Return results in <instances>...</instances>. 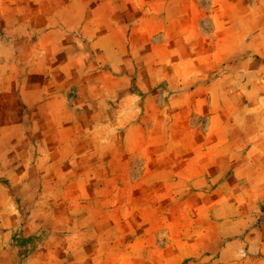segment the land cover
I'll return each mask as SVG.
<instances>
[{"label": "rangeland", "instance_id": "374dc122", "mask_svg": "<svg viewBox=\"0 0 264 264\" xmlns=\"http://www.w3.org/2000/svg\"><path fill=\"white\" fill-rule=\"evenodd\" d=\"M115 1L0 0V264L264 260V203L239 222L223 182L264 147V0H184L178 44L182 0Z\"/></svg>", "mask_w": 264, "mask_h": 264}, {"label": "crops", "instance_id": "0c3cea01", "mask_svg": "<svg viewBox=\"0 0 264 264\" xmlns=\"http://www.w3.org/2000/svg\"><path fill=\"white\" fill-rule=\"evenodd\" d=\"M129 1V0H126ZM131 1V0H130ZM191 1V3H190ZM117 2V0L115 1V3ZM183 5V15L180 18V21L178 23V25L184 27L183 31H179L178 32V38H172V40L169 42L170 44H178L180 42H185L186 39L183 40V38L185 37L183 33L180 32H184L187 29H189L190 27L194 26V29L197 30L198 26V21H190L187 18V5L185 4V1L182 0ZM190 6L189 9L191 11H195V10H201L200 7L197 5L196 2H193L192 0H189ZM170 4H164L162 6V11H167L170 6ZM107 5L104 4L102 1H99V9H103L105 8ZM159 6L158 4H155V0H152L150 4H148V10L151 9L153 12L155 11L156 7ZM244 8L245 7H249L245 4V2L243 3ZM130 7L133 8L132 5H130ZM86 9H84L85 11ZM222 10H227V11H231L234 10V5H230L226 8H222ZM100 12V17H99V21L103 24V26H107L109 27V31L108 34H103L105 33V30L103 32V30H99V32L101 33L102 31V36L100 35L98 37V41H103V43H114L115 45H117L118 43H120L121 41V29L124 28V26H127L126 24H124V22L126 23H130L132 22L131 19L128 18H119L115 21L113 26H109L108 24V15L105 13L106 11H99ZM102 12V13H101ZM131 12V11H130ZM48 16H46L47 18ZM52 18V17H50ZM53 19V18H52ZM115 19V17H114ZM151 19V18H150ZM152 21H155V18L152 17L151 19ZM157 22H159V20H157ZM163 22H165V20H163ZM163 22L160 21L161 25L163 24ZM187 23L189 24H195V25H190L187 26ZM168 27V26H167ZM104 29V28H103ZM162 29V27H161ZM199 33V32H198ZM110 38V39H109ZM170 44H163L160 46L161 49L166 48V47H170ZM171 48V47H170ZM120 49L115 48V52L118 53ZM209 56V54L204 55V54H197V56L194 58V60L196 61V64L200 67H203L204 62H208L209 59H207V57ZM201 71V70H200ZM199 71V73H200ZM113 74H120V72L118 70H114L112 72ZM264 147L262 149V147H260V145L258 144H249V146L246 148V150H244V152L237 157L236 162L235 163H231L228 165V167H224V171H228V173L223 176L224 177V184H226L227 186L230 187H234L236 189L237 192L240 191V194L243 195H235V198L233 199V205H234V210H235V216L239 217L240 221L239 222H243V215H244V211H247V209L250 206H254L256 203H264ZM244 170V172H243ZM246 171V172H245ZM248 171V173H247ZM220 187V186H219ZM242 189H245L244 192L241 191ZM238 219V218H236ZM239 225V223H237ZM246 227V226H245ZM245 227L241 230H239L240 228L238 227V229L236 228V231H234V237H239L240 234H244L245 238L244 240L240 239V238H233L229 245L233 248V252L236 253L239 250H246V247L249 248L252 243L248 244V240L246 238V235L249 236V240L251 238V236H254L256 233H254L256 230H253V232H251L250 234L247 233ZM262 232H258L259 234V239L255 242H259L258 246H262L263 242H264V227ZM256 234V235H258ZM255 235V237H256ZM253 245V244H252ZM235 264H248L247 262H244L243 260H239L237 262H235ZM249 264H264V260H255L254 262H250Z\"/></svg>", "mask_w": 264, "mask_h": 264}]
</instances>
